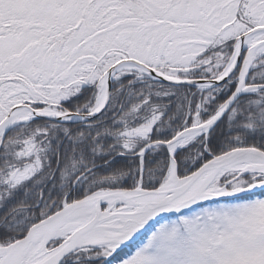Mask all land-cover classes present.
Here are the masks:
<instances>
[{
  "label": "snow or ice",
  "instance_id": "obj_1",
  "mask_svg": "<svg viewBox=\"0 0 264 264\" xmlns=\"http://www.w3.org/2000/svg\"><path fill=\"white\" fill-rule=\"evenodd\" d=\"M0 264H264V0H0Z\"/></svg>",
  "mask_w": 264,
  "mask_h": 264
}]
</instances>
